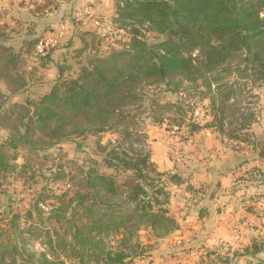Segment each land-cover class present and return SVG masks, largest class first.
Returning a JSON list of instances; mask_svg holds the SVG:
<instances>
[{"label": "rangeland", "instance_id": "1", "mask_svg": "<svg viewBox=\"0 0 264 264\" xmlns=\"http://www.w3.org/2000/svg\"><path fill=\"white\" fill-rule=\"evenodd\" d=\"M85 4L95 10L98 27L71 20L74 9ZM124 8L122 0H0L3 46L16 60L0 64V169L4 168L0 170V264H108V257L116 254L124 255L121 264H262L264 155L258 153H264V79L248 70L252 65L244 54L229 56L195 79L196 74L176 75L171 79L175 91L142 75L132 85L141 94L140 107L131 108L134 128L141 135L140 140L133 139V148L149 152L157 171L176 173L181 179L173 184L164 177L171 193L168 214L177 223L171 230L132 219L118 228L97 229L82 217L75 201L68 202L79 188L67 181L70 175L80 180L78 167L84 159L112 171L103 166L100 145L117 141L119 133L69 136L44 146L38 130L26 133L19 123L25 109L30 121L25 117L23 123H32V103L49 91L59 72L65 78L75 77L89 60L112 52H125L119 60H132V65L133 60H150L130 46V24L149 43L163 34L138 15L132 21ZM61 20H66L69 30L62 44L51 55H36L34 44L25 40L36 39ZM6 57L1 56V61ZM245 65L248 69L240 71ZM222 99L223 105L239 111L215 115L212 101L219 104ZM241 114L250 118L244 126ZM191 124L196 129L191 130ZM229 133L240 137L231 138ZM11 136L25 142L14 147L9 144ZM226 211L230 218L237 216V224L247 212L256 217L255 235L249 242L232 238L226 245L206 242L203 218ZM228 229L240 230L233 225ZM253 239L261 250L250 254L246 250Z\"/></svg>", "mask_w": 264, "mask_h": 264}, {"label": "trees", "instance_id": "2", "mask_svg": "<svg viewBox=\"0 0 264 264\" xmlns=\"http://www.w3.org/2000/svg\"><path fill=\"white\" fill-rule=\"evenodd\" d=\"M122 1L124 10H129L128 18L134 21V16L138 15L163 34L160 40L149 43L139 38L137 28L130 24L133 32L130 46L143 51L144 58L150 60H133L132 65V60H119L125 52H112L109 56L89 60L75 77L65 78L59 72L49 91L32 103L34 126L23 123L25 117L30 121L26 116L28 109L24 110L19 123L26 128V133L38 130L44 146L69 136L98 135L106 131L119 133L117 141L100 145L103 166L112 171H103L95 160L84 159L78 167L80 180L75 181L70 175L67 181L79 188L68 202L75 201L82 217L97 229L118 228L132 219L152 228L171 230L177 223L168 214L171 193L164 177L173 184L180 183L181 179L176 173L157 171L149 152L133 148V139L140 140L141 135L134 128L135 110L131 108L139 104L141 94L132 85L142 75L163 81L166 90L175 91L171 79L176 75L196 74L192 78L195 79L204 70L213 71L226 58L240 53L252 65L251 69L245 65L240 71L252 70L264 79V0ZM43 34L25 43L30 41L35 49ZM3 40L0 34V64H13L15 56L3 46ZM4 55H7L6 60L1 61ZM5 73L14 76L10 70ZM222 102L223 99L219 104L212 101L215 115L239 111L238 107L225 106ZM241 115L244 126L250 118ZM215 119L219 121L218 130L222 131L221 120ZM190 128L194 130L196 126L191 124ZM228 136L240 137L232 133ZM18 141L25 142L23 138ZM18 141L11 136L9 144L16 147ZM258 155L264 153L261 151ZM120 174L123 179L118 178ZM248 248L250 250L246 251L250 254L261 250L254 239ZM123 260V254H116L108 257V264H121Z\"/></svg>", "mask_w": 264, "mask_h": 264}, {"label": "crops", "instance_id": "3", "mask_svg": "<svg viewBox=\"0 0 264 264\" xmlns=\"http://www.w3.org/2000/svg\"><path fill=\"white\" fill-rule=\"evenodd\" d=\"M60 49H58L57 51H59ZM56 50L54 52H52L51 54L55 53ZM50 54V55H51ZM228 210V209H227ZM250 214L249 212H247V214H245L244 218L241 222H239L237 224L238 220L237 216L232 215L231 218L228 214V211L226 212H221L218 213L217 216H213L212 218H209L208 220L205 219V217L203 218V220L205 221L204 226L207 227L206 232H208V236L206 239V242L210 243L211 246L217 245V243H222L223 245H226L228 242H231V238L234 239L235 241H242L243 244L249 242V240L251 239V237H253V235H255L254 233V228L253 227V221L256 218L255 216L248 215ZM235 218V220H234ZM220 219H222V221H220ZM236 222V223H235ZM225 224V225H224ZM236 226L238 229L240 230H235L234 229H228L230 228V226ZM229 230V231H228ZM176 233H180L179 230L175 231ZM245 232V234H244ZM230 235L229 238H226L225 236ZM178 235L175 234V237H177ZM184 237L183 235H180L177 238H182ZM194 241V240H193ZM195 244V243H194ZM241 244V245H243ZM199 247V246H197ZM203 248V247H202ZM201 248V249H202Z\"/></svg>", "mask_w": 264, "mask_h": 264}, {"label": "built area", "instance_id": "4", "mask_svg": "<svg viewBox=\"0 0 264 264\" xmlns=\"http://www.w3.org/2000/svg\"><path fill=\"white\" fill-rule=\"evenodd\" d=\"M70 18L72 21L82 22L84 24L88 23L94 27H98L99 25L95 10L88 4L75 8ZM63 21L61 20L53 25L50 30L40 37L34 49L36 55L45 56L62 44L69 32L66 23Z\"/></svg>", "mask_w": 264, "mask_h": 264}, {"label": "water", "instance_id": "5", "mask_svg": "<svg viewBox=\"0 0 264 264\" xmlns=\"http://www.w3.org/2000/svg\"><path fill=\"white\" fill-rule=\"evenodd\" d=\"M20 135H21V133H20V132H18L16 136H19V137H20ZM19 137H18V138H19Z\"/></svg>", "mask_w": 264, "mask_h": 264}]
</instances>
